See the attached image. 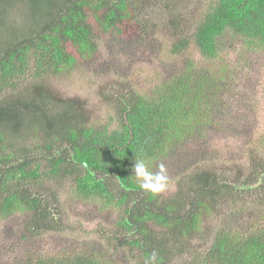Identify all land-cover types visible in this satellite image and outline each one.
<instances>
[{
  "label": "trees",
  "instance_id": "16d2710c",
  "mask_svg": "<svg viewBox=\"0 0 264 264\" xmlns=\"http://www.w3.org/2000/svg\"><path fill=\"white\" fill-rule=\"evenodd\" d=\"M155 1L163 24L145 16L141 0H0V221L25 215L23 241L65 231L55 206L72 182L79 198L119 212L109 246L130 264H145L154 250L157 264H264V136L237 160L208 157L178 174L172 194H154L140 187L135 158L161 165L174 150L180 160L176 145L203 118L190 76L148 95L104 83L94 93L115 113L113 130L97 122L84 98L52 90L51 81L96 57L115 32L141 40L169 32L178 39L174 56L193 45L208 60L228 33L264 49V0H192L196 16L184 0ZM229 208L241 213V228L217 224L212 235L205 232V221ZM118 263L81 250L17 264Z\"/></svg>",
  "mask_w": 264,
  "mask_h": 264
},
{
  "label": "rangeland",
  "instance_id": "374dc122",
  "mask_svg": "<svg viewBox=\"0 0 264 264\" xmlns=\"http://www.w3.org/2000/svg\"><path fill=\"white\" fill-rule=\"evenodd\" d=\"M141 2L139 8L145 16L156 20V24L166 22L155 0ZM183 3L190 8L192 16L201 11L192 0ZM171 36L172 33L164 32L141 40L139 37L128 39L126 33L115 32L102 39L96 57L51 81L52 90L59 95L87 100L97 122L113 130L117 126L115 113L94 93L104 83L124 82L139 94L148 95L166 80L190 76L188 86L193 90L192 97L199 94L204 104L203 118L198 130L193 129L176 145V151L181 152L180 160L173 150L162 163L169 177L168 187L160 192L164 195L174 192L179 173L204 165L208 157L223 155L237 160L243 149L264 136V49H250L242 39L228 33L218 40L220 51L215 59L202 58L193 45L176 57L171 50L178 39ZM159 166L154 163L148 167L157 172ZM69 185L58 196L55 206L61 213L65 231L23 241L20 236L25 215L17 214L0 221V264H17L26 256L39 253L56 255L81 250H93L108 258L114 256L118 264H130L124 251L109 246L114 240L113 232L118 229L119 212L79 198L75 184ZM232 210L229 208L217 219L206 220L205 232L212 235L217 224L222 229H240L242 215ZM254 213L255 210L249 211L251 218Z\"/></svg>",
  "mask_w": 264,
  "mask_h": 264
},
{
  "label": "clouds",
  "instance_id": "9594fccd",
  "mask_svg": "<svg viewBox=\"0 0 264 264\" xmlns=\"http://www.w3.org/2000/svg\"><path fill=\"white\" fill-rule=\"evenodd\" d=\"M135 177L140 181V187L145 192L160 193L166 190L169 183L166 167L161 164L159 171L149 170L143 159H136L132 168ZM158 253L154 250L145 260V264H157Z\"/></svg>",
  "mask_w": 264,
  "mask_h": 264
}]
</instances>
